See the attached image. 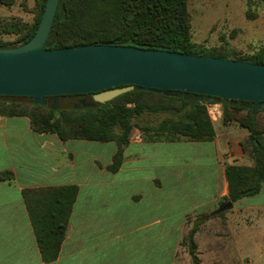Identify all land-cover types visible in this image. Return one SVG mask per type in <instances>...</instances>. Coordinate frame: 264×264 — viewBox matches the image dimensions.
Instances as JSON below:
<instances>
[{
  "label": "crops",
  "instance_id": "crops-1",
  "mask_svg": "<svg viewBox=\"0 0 264 264\" xmlns=\"http://www.w3.org/2000/svg\"><path fill=\"white\" fill-rule=\"evenodd\" d=\"M206 109L214 128L211 140L151 141L133 134L116 171L109 169L114 141L108 154H96L86 150L93 140H61L34 131L27 117L0 115V173L13 175V180H0V264H191L183 239L195 224L200 264H264V200H250L264 191V181L257 194L223 211L227 238L219 222L206 228L227 201L225 166L252 164L241 145L248 130L235 119L224 122L220 102ZM256 116L264 122V110ZM166 145L212 160L208 177L198 176L192 192L181 188L182 167L150 166L148 156ZM69 185L78 190L64 239L57 258L45 262L22 191Z\"/></svg>",
  "mask_w": 264,
  "mask_h": 264
},
{
  "label": "trees",
  "instance_id": "trees-1",
  "mask_svg": "<svg viewBox=\"0 0 264 264\" xmlns=\"http://www.w3.org/2000/svg\"><path fill=\"white\" fill-rule=\"evenodd\" d=\"M15 0H0L11 6ZM46 0H35L36 14L32 22L2 21L0 18V47L27 42L35 33ZM56 26L54 41L48 48H66L87 44L132 46L213 57H224L264 65V45L250 54H240L224 48H209L191 39L187 0H59L50 33ZM16 35L15 40H3L4 35ZM92 93L60 95L86 97ZM6 97V98H5ZM49 97H46L48 101ZM220 102L224 122L238 121L248 130L242 142L251 165L227 164L224 169L228 184L225 200L235 202L257 194L264 181V124L252 112V102L223 99L187 93L180 90H147L134 86L104 103L86 108L53 109L48 104H35L31 97L0 95L1 116L27 117L31 128L39 133L56 134L61 140L85 139L100 142L114 141L117 150L109 169L116 171L123 160V150L134 128L146 132V139L189 141L211 140L214 128L206 104ZM143 111L161 112L167 116L158 126H141ZM245 111V113H240ZM0 180H13L9 171L0 173ZM77 186L24 189L22 196L34 229L42 260L57 258L68 225ZM197 224L187 232L183 242L191 257V264H200L193 240Z\"/></svg>",
  "mask_w": 264,
  "mask_h": 264
},
{
  "label": "water",
  "instance_id": "water-1",
  "mask_svg": "<svg viewBox=\"0 0 264 264\" xmlns=\"http://www.w3.org/2000/svg\"><path fill=\"white\" fill-rule=\"evenodd\" d=\"M59 0H46L38 27L25 43L0 47V95L31 97L53 109L86 108L130 91L180 90L252 102L264 108V65L224 57L107 44L48 48ZM92 93L86 97H67ZM46 97H49L46 101ZM6 98V97H5ZM232 206L222 203L214 214Z\"/></svg>",
  "mask_w": 264,
  "mask_h": 264
},
{
  "label": "rangeland",
  "instance_id": "rangeland-1",
  "mask_svg": "<svg viewBox=\"0 0 264 264\" xmlns=\"http://www.w3.org/2000/svg\"><path fill=\"white\" fill-rule=\"evenodd\" d=\"M187 5L191 39L194 43L209 48L215 47L221 51L224 48H229L240 54L253 53L259 46L264 45V0H187ZM35 14V0H15L11 6L0 5L2 21L29 23L32 22ZM15 38L14 34L3 36V40L6 41H13ZM166 116L161 112L143 111L139 116L140 125L158 126ZM261 123L264 124L263 121ZM133 134L138 137H146V132L140 128H134L130 137ZM88 146L86 150L93 153L105 152L108 154L114 148V143L112 141L106 143L95 141L89 143ZM172 148L171 145H166L162 151L159 150V153L153 154V156L149 155V164H151L150 166H153L152 164H160L159 166L172 164L182 167L183 171L181 170L179 173L183 175L182 183L185 185L181 188L192 192L193 183L197 181L198 176L203 174L206 178L208 177L213 162L208 156L201 158L196 156L193 151H173ZM250 200L263 201L264 191L252 196ZM225 212L214 215L217 216V219H214L213 223H209L206 228H215L219 222V228L223 234L228 235L229 232L221 223L224 220ZM229 245L231 246V241H229ZM246 251L248 250L246 249ZM235 256V253L229 255V257H233L232 259ZM248 256V252H246V260ZM230 262L232 261L230 260Z\"/></svg>",
  "mask_w": 264,
  "mask_h": 264
},
{
  "label": "built area",
  "instance_id": "built-area-1",
  "mask_svg": "<svg viewBox=\"0 0 264 264\" xmlns=\"http://www.w3.org/2000/svg\"><path fill=\"white\" fill-rule=\"evenodd\" d=\"M209 108H210V106L208 107V110H209V113L211 114V116H212V115H215V112H211ZM212 117H213V116H212Z\"/></svg>",
  "mask_w": 264,
  "mask_h": 264
}]
</instances>
